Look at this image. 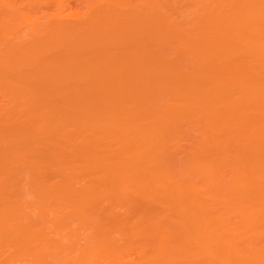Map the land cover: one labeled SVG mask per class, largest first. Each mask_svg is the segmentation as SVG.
Segmentation results:
<instances>
[{
    "label": "bare ground",
    "instance_id": "6f19581e",
    "mask_svg": "<svg viewBox=\"0 0 264 264\" xmlns=\"http://www.w3.org/2000/svg\"><path fill=\"white\" fill-rule=\"evenodd\" d=\"M84 1L0 0V264H264V0Z\"/></svg>",
    "mask_w": 264,
    "mask_h": 264
},
{
    "label": "rangeland",
    "instance_id": "374dc122",
    "mask_svg": "<svg viewBox=\"0 0 264 264\" xmlns=\"http://www.w3.org/2000/svg\"><path fill=\"white\" fill-rule=\"evenodd\" d=\"M41 2L38 4L37 9H35L31 13V15L29 14V18L26 20V22L23 24V27H25V29H30L32 28L33 25L37 24H46L48 21L50 20H58L61 22H67V23H72L73 21L76 22L75 20H77L76 18H81L83 11H84V0H59L56 4H48L49 1L48 0H40ZM193 3L199 2L200 0H192ZM51 3V2H50ZM25 3H20L19 6L20 8H26L27 6H25ZM193 7H189L186 14L184 15L186 18L189 17L188 15H190V10ZM76 14L75 18L74 15ZM28 16V15H27ZM31 16V17H30ZM71 16V17H70ZM70 17V18H68ZM73 17V18H72ZM65 18V20H64ZM72 18V19H71ZM78 19V20H79ZM35 20V23H34ZM37 21V22H36ZM69 21V22H68ZM23 28V30H25ZM31 30V29H30ZM29 30V31H30ZM26 30V32H29ZM25 32V33H26ZM1 91V90H0ZM2 91L0 92V97H3L1 94ZM2 100V98H0V101ZM59 264H62V261H57ZM56 264V263H55Z\"/></svg>",
    "mask_w": 264,
    "mask_h": 264
}]
</instances>
